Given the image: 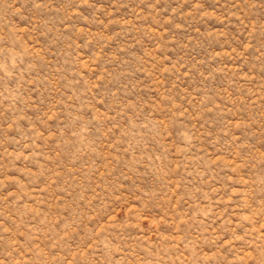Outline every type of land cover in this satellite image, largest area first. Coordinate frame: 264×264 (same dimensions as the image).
I'll use <instances>...</instances> for the list:
<instances>
[{"label":"rangeland","instance_id":"374dc122","mask_svg":"<svg viewBox=\"0 0 264 264\" xmlns=\"http://www.w3.org/2000/svg\"><path fill=\"white\" fill-rule=\"evenodd\" d=\"M0 264H264V0H0Z\"/></svg>","mask_w":264,"mask_h":264}]
</instances>
